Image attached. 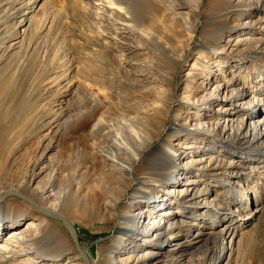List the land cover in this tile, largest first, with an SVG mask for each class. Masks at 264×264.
Here are the masks:
<instances>
[{
    "label": "bare ground",
    "instance_id": "obj_1",
    "mask_svg": "<svg viewBox=\"0 0 264 264\" xmlns=\"http://www.w3.org/2000/svg\"><path fill=\"white\" fill-rule=\"evenodd\" d=\"M163 1L166 4L161 7L160 0L72 2L73 8L85 11L92 19L91 34L96 33L97 40H103L112 52L120 54L117 55L120 66L123 60L137 62L141 46L145 45L150 56L146 55L145 68L143 72L139 70L136 77L131 72L134 64L125 70L120 68L125 77L122 82L105 73L88 74L89 111L84 122L88 160L85 165L73 168L72 189L64 184L56 186V173L50 169V162L43 165L46 154L58 146L54 135L42 154H37L26 167L22 168V159L17 158L20 169H6L5 179L15 177L16 180L0 182V255L10 254L0 256V264H48V261L55 264L66 255L72 257L70 264H92L84 252V262L79 258L62 229L50 218H61L65 222L68 204L72 205V217L90 219L98 213L106 223L117 220L115 235L95 264H160L159 261L183 264L193 243L212 239L214 245L206 252L211 264L230 263L242 229L257 214H245L246 209L250 203H255L256 210L264 206V104L255 107L256 103H264V33L253 38L255 45L246 56H239L233 63L226 56L228 44L219 48L208 40L228 36L229 42L242 31L256 33L252 32L253 26L264 19V0ZM28 2L21 0L16 5L15 23L20 28L28 20ZM170 18L181 24V32L188 36L182 41L185 34L172 35L173 39L177 37L181 41L178 47H168L163 40ZM231 18L236 22L227 23ZM199 28L201 36L197 33ZM128 36H134L136 44L125 45ZM188 51L197 52L189 78H211L209 84L213 82L214 87L211 90L208 86L198 87L200 95L177 100L171 81L177 70L188 62ZM210 57L219 59L216 70H223L222 65H225L232 72V78L210 76L213 68L206 63ZM71 67L68 75L72 72L69 81L73 83L77 67L73 62ZM151 70L165 82L157 86L158 95L153 102L147 98L152 90L140 84ZM241 79L244 85L239 87ZM115 86L139 88L141 103L127 105L121 98L117 99L118 106L114 109L108 89ZM142 101L146 104L142 105ZM250 104L253 107L249 108ZM173 105L176 113L170 120L168 115ZM204 105L209 110L201 111ZM192 111L195 114L190 116ZM190 125L194 129L189 128ZM205 125H209V129ZM208 130L212 132L209 135L205 133ZM218 136L221 141H217ZM240 150H246L248 155ZM206 154L211 162L205 167L209 175L219 174L218 180L228 182L231 189L224 190L220 186L213 190L209 179H198L199 175L206 174L201 168L194 175L198 176L197 185L180 183L181 176L189 173L183 159L189 157L192 162L202 163ZM8 159L4 158L7 164ZM44 173L47 179L38 182ZM199 181L202 190L195 189ZM11 193L20 198H8ZM211 196L222 204L228 203V211L234 213L223 212L222 206L213 210L207 208L205 211L211 212L207 214L215 226L204 227L203 217H200L205 209L203 201ZM169 204L175 206L170 209ZM183 204L191 207H183L186 206ZM30 216L35 217L27 227L18 229L21 220ZM143 218L145 235L138 226ZM187 222L190 227L185 232L183 226ZM220 222L221 227L216 229ZM162 233L166 236L161 238Z\"/></svg>",
    "mask_w": 264,
    "mask_h": 264
},
{
    "label": "rangeland",
    "instance_id": "obj_2",
    "mask_svg": "<svg viewBox=\"0 0 264 264\" xmlns=\"http://www.w3.org/2000/svg\"><path fill=\"white\" fill-rule=\"evenodd\" d=\"M22 1H29L27 6L30 9L28 8V13H26L28 20L25 21L20 28L18 24L15 23V15L17 13L16 5H18L21 0H0V152L2 151L1 154L4 155V158H9L7 164L2 155L0 156L2 162L0 164V182L15 181V177L5 179L6 169H20V167H18L19 160L17 158L22 159V168L26 167L30 162H33L35 156L42 154L43 148L48 144L49 138L54 135L58 141V146L46 154L43 165H47L50 162V169L56 173L54 179L56 186L64 184L69 187L70 190L72 189L73 168L76 165H85L88 160L84 122L89 111L87 93L89 75L105 73L109 74L111 79H118L122 82L125 80V77L120 68L125 70L129 68L128 66H130V64H134V67H131V72L134 74V77H136L139 70H144L145 65H143V62L145 61L146 55L150 56V54L145 45L141 46V53L137 55V62L129 60V63H127L123 60L120 66V62L118 63L117 61V55L120 54L112 52L110 47L104 45L102 42L103 40H97L96 33L91 34L94 24L88 14L79 8H73L72 2L81 0ZM159 4L161 7L162 4L166 3L160 0ZM162 12H164V9H162ZM234 22H236V19L231 18L227 23ZM260 22L261 23H257L253 26L255 29L252 32L256 33L246 34L242 31L234 35L229 42H227L229 40L228 36L214 39L208 38V41L213 45H218L219 48L225 43L228 44L229 49L227 47L226 56L229 62L233 63L237 61L239 56H246L253 45H255L254 39L261 35L259 33H264V19ZM171 23L173 25H171ZM174 23V21L169 22L166 27L167 30L165 29L166 37L163 40L167 41L168 47H178L181 44V41L179 42L177 37L173 39L172 35L185 34L182 37V41L188 37L185 32H181V28L179 27L181 24L175 23V25ZM241 27L243 28V26ZM242 28H240V30ZM197 33L198 36L202 35L201 28L197 30ZM158 40L160 39L158 38ZM11 44H14V47L10 48ZM124 44H136L134 36H128ZM187 54H190L188 62L177 70L171 81L173 96L177 100L183 97H193L194 94L197 93L200 95V88L198 87L208 86V90L214 87L213 82L209 84L211 78L208 80L204 79V77H199L197 80L189 78V76L192 75L190 68L193 64L192 62H194L197 57V52L188 51ZM221 54L225 56L224 52H221ZM228 54L230 55L228 56ZM218 60L217 58L210 57V59L206 61L208 66L213 68V75L210 76H216V78L219 77V79L222 77L229 80L233 75L227 66L222 65L223 70H216V64L219 63ZM72 62L74 66L77 67L73 83L69 81V78L72 77V72L70 74L71 76L68 75V70L72 69V67L70 68ZM194 68L196 67L194 66ZM156 76L154 71L151 70V72L147 74V79L140 82V84L147 87L146 89L152 90L150 93L151 96L147 97L149 98L148 100L152 102L154 98H156V94L158 95L157 86H159V84H165V82L160 80L161 77ZM243 81L244 80L241 79L237 86L242 87L244 85ZM246 82L248 83V80H246ZM186 85L190 86L188 87ZM116 88L118 89L117 91H115ZM128 88L122 89V87L118 88L115 86L112 89H108L114 109H117L118 106H116L117 99L121 98L127 105H133L136 101H138L137 105L141 103V100L138 98L139 94L137 93L140 92V89ZM142 102H144L142 105L146 104L145 101ZM263 104L262 102L256 103L255 107L258 106L259 108ZM135 105L136 104H134V106ZM175 105H177V101ZM175 105H173L169 111L168 117L170 120L173 119L176 113ZM246 105L244 107H246ZM248 107L251 108L253 105L250 104ZM211 109H214V106H212ZM204 110H209L207 105L202 107L201 111L204 112ZM191 114L190 116H193L195 113L192 111ZM205 126V128H207V126L209 127V125ZM190 127L194 129V126L190 125L189 128ZM209 132L212 133L209 130L205 133L209 135ZM164 136L163 134L161 138L163 139ZM219 137L220 136H218L217 141L218 139L220 141L222 140ZM156 143H158V141H156ZM192 150L193 148H191V151ZM242 154L246 156L248 152L244 150ZM209 159V154L205 155V159L202 163L192 162L189 157L183 159L185 162L183 164H187L185 169L188 168L187 170L189 173H185L181 176L179 179L180 183L185 186L197 185V181L195 182V180L198 176L196 177L194 175L200 172L201 168L205 170L206 174L202 177L199 175L200 177H198V179H209L211 181L209 185H212L211 188L213 190L220 186L224 187V190L231 189L228 182L223 183V181L218 180L221 177L219 174L209 175V172H207L209 169H205L206 166L211 165ZM236 163L238 164V161ZM183 164L182 166L184 167ZM46 179L47 175L44 173L38 178V182H42ZM202 186L200 182V185L197 187L195 186V189L201 188L200 190H202ZM8 195V198H20V196L14 193ZM212 197L213 196L203 201L206 207L202 206L205 209L202 211L200 217H203L201 224L204 227H211L214 225L212 224V218L208 215L211 212L205 211L207 208L213 210V208L219 209L222 206L221 209L223 212L229 214L234 213L228 211V209H230L227 205L228 203L222 204L218 202L219 200L213 199ZM173 204H169L167 207L171 209L175 206ZM68 206L69 207H65L66 212L64 216L76 230L79 245L67 229L64 220L52 216H50V218L62 229L79 258L81 260L82 258L84 259V252L89 261L95 264L96 260H99L104 247L111 242L113 235H115L114 227L117 224V220L113 219L106 223L100 219L98 213H95L90 219L88 217L85 218V216L81 218L80 216L72 217V211H70L72 205L70 206L68 204ZM226 206L229 208H224ZM183 207L191 206L186 205ZM32 208L40 212L38 208ZM166 210L167 209H165V211ZM249 212L257 214L253 220L242 229V237H240L235 245V251L229 264H264V206L261 210H256L255 203H250L245 214ZM47 213H49V210ZM177 213H175V215ZM33 217L35 216L22 219L18 229L26 228L30 223V219ZM143 221L144 218L139 222L138 226L140 228V233L145 235ZM189 225L188 222L184 223L183 227L185 232L189 229ZM221 225L222 222L217 223L216 229H219ZM164 236H166V233L161 234V238ZM145 243H149V241ZM213 245V239L211 241L203 240L202 242L193 243V245L190 246V250L186 252L183 258V264H211V261L206 257V252L209 253ZM0 256L9 257L10 254H1ZM71 258L72 257L68 258V255L62 256L58 263L55 264H70L69 261ZM48 262V264H51V261ZM163 262L164 261H159L160 264H164ZM3 264L14 263L4 262Z\"/></svg>",
    "mask_w": 264,
    "mask_h": 264
},
{
    "label": "water",
    "instance_id": "obj_3",
    "mask_svg": "<svg viewBox=\"0 0 264 264\" xmlns=\"http://www.w3.org/2000/svg\"><path fill=\"white\" fill-rule=\"evenodd\" d=\"M60 220H62V219L60 218ZM65 223H66L67 229L71 233L72 237L77 241V244L79 245L78 237H77V233H76L75 229L72 227V225L67 220H65Z\"/></svg>",
    "mask_w": 264,
    "mask_h": 264
}]
</instances>
